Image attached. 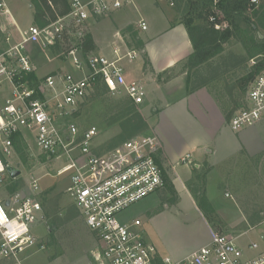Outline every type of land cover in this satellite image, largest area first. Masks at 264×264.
Returning <instances> with one entry per match:
<instances>
[{
  "label": "built area",
  "instance_id": "2783aa9c",
  "mask_svg": "<svg viewBox=\"0 0 264 264\" xmlns=\"http://www.w3.org/2000/svg\"><path fill=\"white\" fill-rule=\"evenodd\" d=\"M174 5V0H163ZM131 0H68V11L45 25L32 23L20 28L7 0H0V187L13 183L7 167L19 157L17 146L28 144L29 132L42 158L62 164L55 175L68 173L66 191L78 208L92 236L88 264H264V250L256 242L247 245L256 251L246 256L230 234H213L204 245L180 260L156 259L139 218L122 220L120 214L132 204L165 185L164 169L157 161L161 139L154 133L136 134L112 148L96 151L95 126L83 130L71 114L96 85L112 95L120 94L134 105L143 102L141 82L127 81L124 62L139 56V50L114 46L109 54L83 51L90 31L89 21L111 14ZM260 0H248L247 13ZM213 27L228 28L218 16L210 17ZM138 27L146 29L143 20ZM30 47L56 50L67 66L37 74ZM34 75V78L32 77ZM264 118V62L249 83L244 102L229 119L233 130L250 127ZM41 177L27 180L29 193L15 190L0 200V259L21 262L22 257L45 248L34 231L43 219L37 197ZM8 201V204L4 202ZM25 253H29L24 255Z\"/></svg>",
  "mask_w": 264,
  "mask_h": 264
},
{
  "label": "rangeland",
  "instance_id": "374dc122",
  "mask_svg": "<svg viewBox=\"0 0 264 264\" xmlns=\"http://www.w3.org/2000/svg\"><path fill=\"white\" fill-rule=\"evenodd\" d=\"M7 5L20 28L34 23L32 8L28 0H7ZM170 6L176 8L175 0L174 5ZM127 10L130 12L131 18L135 19L140 16L139 13L132 10L131 6H128ZM106 16L89 21V31L93 21ZM217 16L221 20L224 19L223 14ZM231 28L233 29L232 26H230ZM134 30L139 36L140 28L135 25ZM233 32V36L222 44V51L198 67L188 68L185 62L184 65L180 64L171 72L158 75L156 78L158 80L160 77L165 79L177 71L185 69L187 90L205 87L214 96L228 121L233 112L242 106L247 87L254 78L246 79V75L257 63H260L261 69L264 62V0H260L259 5L253 7L251 13L241 16L238 28H234ZM121 33L125 38L124 44L121 45L123 49L128 46L140 51L141 47L131 37L132 31L123 28ZM250 40H254L261 46L254 55H251L247 50V46H252ZM243 41L248 44H243ZM30 53L37 67V74L40 76L68 65L63 62V59L56 57V50L44 52L40 51L38 47H30ZM124 67L126 80L141 82L146 92L143 102L135 105L133 110L140 112L145 120L154 117L159 110L152 109L156 105L150 93L151 78H155V75L151 73L145 57L139 52V56L133 61H125ZM7 91L8 89L5 88L0 93L5 94ZM93 94H95V90L91 89L88 96L75 110L77 115L74 112L71 114V118L80 130L89 126L97 127L99 134L94 142L97 145L96 151H101L112 148L123 141L119 139L121 132L119 122L107 125V118L117 110L114 109V104L124 97L120 94L112 95L107 91L96 96ZM167 114L169 117L175 118L173 110L168 109ZM168 116L165 114L160 121V133L171 138L174 144L180 145L182 138L171 126ZM202 122H206V119H202ZM147 125V128L138 134L154 133L160 138L153 126H150L148 122ZM178 125L185 138H190L198 130V126H195L193 121L180 119ZM26 136L30 142L29 145L20 143L17 146L19 157L15 156L10 160L12 165H17L21 173L15 182L4 183L0 187V199L2 200L15 190L24 195L28 194L27 180L32 175L41 177L39 181L41 190L37 197L43 206L44 216L41 222L35 226L34 231L39 238L45 241V248L31 254L25 253L24 255H29L20 263L3 258L0 259V264H88L89 250L93 247V240L78 208L66 191L69 175L68 173L55 175L57 168L62 164H54L52 161L43 159L31 134L26 132ZM201 172L202 177L193 184L192 191L201 199L202 194L206 192L205 188L210 184L223 199L222 213L218 214L213 209L208 218L210 221L206 218L213 230L218 234H230L237 237L235 242L241 246L255 241L264 250V149L251 155L246 145L242 144L240 153L231 155L211 169L203 167ZM12 184H15V189L11 192L9 186ZM140 201L124 210L120 214V218L122 220L132 219L136 214L141 213L143 207ZM208 202V200L202 201L205 209L209 208ZM163 228L165 230L163 234L166 233L167 239L170 240L177 237L179 233V226L174 223Z\"/></svg>",
  "mask_w": 264,
  "mask_h": 264
},
{
  "label": "crops",
  "instance_id": "0c3cea01",
  "mask_svg": "<svg viewBox=\"0 0 264 264\" xmlns=\"http://www.w3.org/2000/svg\"><path fill=\"white\" fill-rule=\"evenodd\" d=\"M189 1L191 0H175L177 6L173 8L163 0H131L128 5L105 18L93 21L90 26V36L96 51L106 54L111 53L114 46L121 47L124 44L125 38L121 33L123 28L132 26L134 30L140 20L147 26L145 30L140 28L138 37L142 46L139 52L145 57L151 73L155 75V78H151L150 93L156 105L152 109L159 110L154 117L146 120L160 135L161 146L157 151V161L165 172V186L143 198L140 201L143 207L141 213L132 219L139 218L142 221L144 235L154 245L158 261L165 257L172 261L180 260L206 244L216 233L191 188L198 181L199 175L201 176V169H211L231 155L240 153L242 144L246 145L251 155L264 149V118L253 126L233 130L214 96L205 87L187 90L185 69L165 79L156 78L171 72L180 64L184 65L193 51L182 21L183 15L188 12L189 4L185 6V3ZM128 6L140 16L131 18ZM14 20L17 23L15 18ZM168 109L173 110L175 118L168 116ZM165 114L182 138L180 145L174 144L171 138L160 133V121ZM180 119L193 121L198 126L197 132L190 138L183 136L178 125ZM202 119H206V122H202ZM205 189V197L210 206L218 214L222 213L221 195L210 184ZM172 223L179 226V233L170 240L166 233L163 234V227ZM247 245L239 246L246 256H253L256 251L248 249ZM258 248L263 250L259 245Z\"/></svg>",
  "mask_w": 264,
  "mask_h": 264
},
{
  "label": "trees",
  "instance_id": "16d2710c",
  "mask_svg": "<svg viewBox=\"0 0 264 264\" xmlns=\"http://www.w3.org/2000/svg\"><path fill=\"white\" fill-rule=\"evenodd\" d=\"M32 8V19L37 25H45L50 21H54L57 17L64 15L68 11V0H28ZM188 5V12L183 15L182 21L186 26L189 39L192 43L193 51L186 60L188 68H196L201 63L209 60L213 56L222 51V44L233 36V29L238 28L239 19L242 15L247 13L248 0H191L185 3ZM223 14V19L228 28L218 30L213 27V22L210 17ZM230 26L233 29H230ZM128 31H132L131 37L136 40L139 47L142 46V41L139 39L137 32L133 30L132 26H127ZM251 47L247 46V50L251 55H254L260 45L254 40H250ZM243 44L247 45L245 41ZM83 51L96 50V46L91 36H88L86 42L83 44ZM260 70V63L252 67L251 72L246 75V79H252ZM34 78V75H32ZM95 94L100 95L108 89L104 85H96L94 87ZM135 105L128 99L123 98L114 104V109H117L107 118V125L117 124L121 128L119 135L120 140H126L133 135H136L147 128V122L140 112L134 111ZM75 112V111H74ZM75 115L77 113L75 112ZM196 174L195 169L192 170ZM202 177L199 175V178ZM15 189V184L9 186L12 192ZM194 197L197 199L198 204L208 219L213 208L208 204L209 208L205 209L202 201H207L205 194L198 197L193 192ZM209 220V219H208ZM210 221V220H209ZM52 231V227H51Z\"/></svg>",
  "mask_w": 264,
  "mask_h": 264
},
{
  "label": "water",
  "instance_id": "95a60500",
  "mask_svg": "<svg viewBox=\"0 0 264 264\" xmlns=\"http://www.w3.org/2000/svg\"><path fill=\"white\" fill-rule=\"evenodd\" d=\"M7 171L11 178L18 177L21 173V171L18 168L12 166L7 167ZM6 204H8V201H6Z\"/></svg>",
  "mask_w": 264,
  "mask_h": 264
}]
</instances>
